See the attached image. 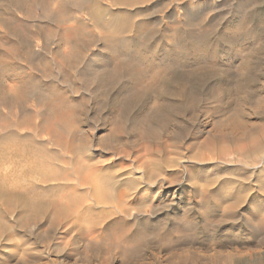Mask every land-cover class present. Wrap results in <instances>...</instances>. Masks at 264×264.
Returning a JSON list of instances; mask_svg holds the SVG:
<instances>
[{"label": "rangeland", "instance_id": "obj_1", "mask_svg": "<svg viewBox=\"0 0 264 264\" xmlns=\"http://www.w3.org/2000/svg\"><path fill=\"white\" fill-rule=\"evenodd\" d=\"M96 1L0 0V264H264V0Z\"/></svg>", "mask_w": 264, "mask_h": 264}, {"label": "bare ground", "instance_id": "obj_2", "mask_svg": "<svg viewBox=\"0 0 264 264\" xmlns=\"http://www.w3.org/2000/svg\"><path fill=\"white\" fill-rule=\"evenodd\" d=\"M88 1H89V0H88ZM95 1H96V0H95ZM97 1L100 2L99 0H97ZM97 1H96V2H97ZM122 1H124V0H122ZM172 1H173V0H172ZM172 1H171V2H172ZM77 2H78V1H77ZM91 2H92V1H91ZM91 2H90V3H91ZM116 2H117V0H116ZM120 2H121V1H120ZM131 2H132V1H131ZM131 2H130V3H131ZM133 2H134V1H133ZM133 2H132V3H133ZM100 3H101V2H100ZM114 3H115V2H114ZM128 3H129V2H128ZM130 3H129V4H130ZM76 4H78V3H76ZM76 4H75V5H76ZM92 4H94V2H93ZM95 4H96V3H95ZM95 4H94V5H95ZM115 4H117V3H115ZM121 4H124V2L121 3ZM78 5H80V4H78ZM83 5H84V4H83ZM94 5L91 6V4H90L91 8H93L92 10H94L95 8H97V7H95L97 4H96L95 6H94ZM98 5H99V4H98ZM98 5H97V6H98ZM127 5H128V4H127ZM62 6H64V5H62ZM76 6H77V5H76ZM85 6H87L86 3H85ZM93 6H94L95 8H94ZM191 6H192V5H191ZM64 7H65V6H64ZM79 7H80V6H78V8H79ZM88 7H89V5H88ZM101 7H102V6H100V8H101ZM58 8H59V7H58ZM78 8H77V9H78ZM91 8H90V9H91ZM100 8H99V9H100ZM103 8H104V7H103ZM60 9H61V8H60ZM60 9H59V11H60ZM73 9H74V8H73ZM77 9H76V11H77ZM81 9L83 10V8H81ZM81 9L78 10V11H81ZM85 9H86V8H85ZM57 10H58V9H57ZM62 10H63V9H62ZM86 10H87V9H86ZM95 10H96V9H95ZM95 10H94V13H95V12H98V11H97L98 8H97L96 11H95ZM47 11H48V10H47ZM59 11H58V13H59ZM87 11L90 12L89 8H88ZM99 11H100V10H99ZM101 11H104V9H102ZM45 12H46V11H45ZM62 12H63V11H62ZM62 12H61V13H62ZM83 12H84V10H83ZM47 13H48V12H47ZM61 13H60V14H61ZM85 13H86V12H85ZM99 13H100V12H99ZM99 13H98V14H99ZM177 13H178V12H177ZM56 14H57V13H56ZM60 14H59V15H60ZM62 14H63V13H62ZM62 14H61V15H62ZM78 14H79V13H78ZM90 14L92 15V13H90ZM98 14H96V16H97ZM179 14H180V13H179ZM88 15H89V13H88ZM94 15H95V14H94ZM94 15H93V16H94ZM99 15H100V14H99ZM52 16H53V15H52ZM62 16H63V15H62ZM89 16H90V15H89ZM100 16H101V17H100ZM100 16H98V17H99V18H102V15H100ZM75 17H76V16H75ZM91 17H92V16H90V17H88V18L91 19ZM59 18H60V17H59ZM93 18H94V17H93ZM99 18H97V19H99ZM65 19H67V18H65ZM95 19H96V17H95ZM97 19H96V20H97ZM91 20L94 21V19H91ZM99 21H100V20H99ZM81 23H82V22H81ZM88 23H89V22H88ZM97 23H98V22H97ZM97 23L95 22V25H97ZM238 23H239V22H238ZM84 24H85V23H84ZM100 24H101V23H100ZM91 25H92V24H91ZM93 25H94V24H93ZM79 27H80V26H79ZM82 27H83V26H82ZM72 28H74V27H71V29H72ZM80 28H81V27H80ZM68 29H69V28H68ZM82 29H85V28L83 27V28H81V30H82ZM72 30H73V29H72ZM74 30H76V29L74 28ZM81 30H80V31H81ZM65 31L67 32V29H66ZM69 31H70V30H69ZM80 31L78 30V27H77V32L79 33ZM59 32H60V31H59ZM86 32H87V31H86ZM68 33H69V32H68ZM78 33H76V34L78 35ZM80 33H81V32H80ZM83 33H84V32L82 31L81 34H83ZM64 34L67 35V33H64ZM76 34H73V33H72L73 36L71 37V39H72ZM85 34H87V33H85ZM85 34H83V37H84ZM234 34H235V33H234ZM66 35H63V37L66 36ZM70 35H71V34H70ZM174 35H175V34H174ZM59 36H60V35H59ZM67 37L69 38L68 35H67ZM67 37H65V39H66ZM79 37H81V35H80ZM83 37H81V38H83ZM174 37H175V36H174ZM74 38H75V37H74ZM74 38H73V40H74ZM77 38H78V37H77ZM86 38H87V37H86ZM71 39H70V40H71ZM79 39H80V38H79ZM79 39H78V41H79ZM172 39H174V38L172 37ZM177 39H178V37H177ZM68 40H69V39H68ZM124 40H126V39H124ZM174 40H176V38H175ZM71 41H72V40H71ZM74 41H75V40H74ZM76 41H77V40H76ZM80 41H81V40H80ZM83 41H84V40H83ZM83 41H82V42H83ZM171 41H173V40H171ZM178 41H180V40H178ZM72 42H73V41H72ZM173 43H174V42H173ZM77 44H78V43H76L75 45H77ZM70 45H72L71 49L74 48V47H73L74 44H70ZM78 45H79V44H78ZM79 46H81V45H79ZM79 46H77V47H79ZM171 46H172V45H171ZM75 49L77 50L78 48L75 47L74 50H75ZM74 50L72 51V52H73L72 55H76V54H74V53H78V51H79V49H78L77 52H76V51L74 52ZM70 53H71V52H69V54H70ZM69 54H68V55H69ZM69 56H70V55H69ZM78 56H79V55H78ZM67 57H68V56H67ZM76 57H77V56H74L75 59H76ZM70 58H71V56H70ZM72 58H73V56H72ZM77 58H78V57H77ZM79 58H80V57H79ZM79 58H78V59H79ZM68 59H69V58H68ZM75 59H74V60H75ZM61 60H63V59H61ZM58 63H59V62H58ZM69 63H70V62H69ZM154 67H155V66H154ZM59 68H60V67H59ZM36 94H37V93H36ZM46 95H47V94H44L43 97L46 96ZM51 95H52V94H50V96H51ZM28 98H29V97H28ZM44 98H46V97H44ZM44 98H43V99H44ZM47 98H49V97L47 96ZM47 98H46V99H47ZM52 98H53V97H52ZM55 98H56V97H55ZM46 99H45V100H46ZM57 99H58V98H57ZM41 100H42V99H41ZM50 100H51V97H50ZM39 101H40V100H39ZM42 101H43V100H42ZM47 101H49V100H46V102H47ZM60 101H61V100H60ZM61 102H62V101H61ZM41 103H43V102H41ZM44 103H45V102H44ZM53 103H54V102H53ZM59 103H60V102H59ZM59 103H58V104H59ZM66 104H67V103H66ZM49 105H50V104H49ZM49 105H47V107H48ZM59 105H60V104H59ZM47 107H46V108H47ZM55 107H56V106H55ZM60 107H62V106H60ZM41 108H42V107H41ZM49 108H52V107H48V111H49ZM58 108H59V107H58ZM60 109H61V108H60ZM60 109H59V110H60ZM53 110H54V109H53ZM56 110H57V109H56ZM50 112H51V111H50ZM50 112H49V113H50ZM56 114H58V113H56ZM68 114H69V113H68ZM65 115H66V114H65ZM56 116H57V115H56ZM50 117H52V116H50ZM7 128H8V127H7ZM7 128H6V129H7ZM2 132H3V131H2ZM110 178H111V177H110ZM110 178H108V179L111 180ZM112 180H113V179H112ZM112 180H111V181H112ZM111 181H108V182H111ZM4 183H5V182H4ZM231 189H232V188H231ZM229 190H230V189H229ZM234 190H235V189H234ZM234 190H232V191L234 192ZM112 191H113V189H112ZM229 192H230V191H228V193H229ZM233 192H232V193H233ZM226 193H227V192H226ZM232 193L230 192V194H232ZM113 194H116V193H113ZM122 194H123V193H122ZM122 194H120V195H122ZM120 195H119V196H120ZM126 195H127V194H126ZM234 195H235V194H234ZM114 196H115V195H114ZM116 196H117V194H116ZM119 196L116 197L117 200H118V198H121L123 195L120 196V197H119ZM124 196H125V194H124ZM124 196H123V199H125ZM129 197H130V196H129ZM116 198H115V199H116ZM102 200H103V199H102ZM117 200H116V202L120 203V202L117 201ZM119 200H120V199H119ZM121 200H122V198H121ZM125 200H127V197H126ZM130 200H131V199H130ZM127 201H128V200H127ZM129 202H130V201H129ZM108 204H109V203H108ZM113 204H114V203H113ZM127 204H128V203H127ZM106 205H107V203H106ZM128 205H130V204H128ZM118 208H119V207H118ZM124 208H126V210H128L127 207H124ZM115 209H116V208H115ZM121 209H122V207L120 208V210H119V209H118V210L121 211ZM126 210L123 209V211H125V212H126ZM131 210H132V209H130L129 211H131ZM226 210H227V208H226ZM123 211L120 212V213H123ZM227 212H228V210H227ZM115 213H116V212H115ZM126 213H127V212H126ZM123 215H124V213H123ZM225 215H226V213H225ZM28 216H29V215H28ZM105 218H106V217H105Z\"/></svg>", "mask_w": 264, "mask_h": 264}]
</instances>
